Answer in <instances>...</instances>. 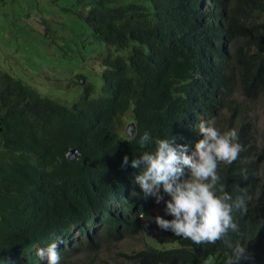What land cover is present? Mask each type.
<instances>
[{"label": "trees", "instance_id": "trees-1", "mask_svg": "<svg viewBox=\"0 0 264 264\" xmlns=\"http://www.w3.org/2000/svg\"><path fill=\"white\" fill-rule=\"evenodd\" d=\"M181 6L222 26L213 27L215 32L193 27ZM36 11L42 13L47 39L66 54L73 45L78 47V39L128 53L104 59L111 67L104 73L108 96L95 97L92 86L86 85L72 105L25 81L34 51L23 52L15 63L0 56V264H26L57 208L84 209L95 200L115 169V128L123 112L138 126L137 136L122 142L130 152L145 133L152 141L178 133L179 113L191 108L217 111L215 127L221 133L237 130L243 150L231 164L218 162L217 187L222 185L233 202L245 198L247 210L233 208L237 230H230L225 239L245 245L249 259L242 264H264V148L255 136V106L264 99V0H209L204 9L199 0H7L0 19L10 26L0 25V32L20 39L11 28L24 33L18 20L27 21ZM53 13H60V21L48 19ZM221 29L225 31L218 33ZM69 54L77 56L79 50ZM70 146L80 150L78 158H65ZM31 171L32 200L18 205L10 186L26 188ZM145 206L118 233L108 230L97 234L95 243L66 247L60 264H80L75 257L81 249L97 251L103 241L159 228L157 215L173 218L155 211L154 200ZM116 254L113 264H208L210 255L211 264H226L231 249L223 241L197 245L178 237L176 246L149 244Z\"/></svg>", "mask_w": 264, "mask_h": 264}, {"label": "clouds", "instance_id": "clouds-1", "mask_svg": "<svg viewBox=\"0 0 264 264\" xmlns=\"http://www.w3.org/2000/svg\"><path fill=\"white\" fill-rule=\"evenodd\" d=\"M0 1L5 4L7 0ZM208 3L209 0H199L203 9ZM181 10L193 27L215 32L213 27L222 26L221 23L208 20L188 6H181ZM224 31L221 29L218 33ZM46 36L47 31L45 39L48 40ZM76 42L78 47L73 45L70 50L78 49V55H85L83 50L88 47H102V58L97 62V67L102 68V71L98 73L94 65L85 66L87 72L79 71L77 82L81 86L78 87L80 90L74 92L75 98L70 102L58 99L67 105H72L78 100L86 85L92 86L93 96H108L110 87L104 73L111 67L104 59L107 55L128 53V49H116L104 43L92 45L86 39H78ZM69 51L66 54L63 50V56L73 57ZM84 61L85 57L82 63ZM97 74L102 79V93H98L94 84L87 80L89 76L95 77ZM213 80L219 85L215 71ZM68 86L71 88V83ZM216 113L217 111L206 112L199 108L183 110L179 113L182 127L178 133L167 135L165 139L154 138L153 141L150 135L145 133L135 141V147L128 152L122 148V142L134 139L138 134V126L128 112H123L122 120L115 128L117 162L113 173L100 185L95 200L86 208L61 206L55 210L48 230L33 243L26 264H60L61 252L66 247L73 249L77 247L76 244H80L78 242L95 243L93 238L108 230L118 233L125 227L128 219L143 211L138 212L144 202L146 208L153 200L156 202L154 210L160 204L165 213L173 217L165 219L157 215L154 218L160 231L172 234L166 235V239L171 238L175 242V235L177 236V243L171 246L178 244V237L190 239L197 245L223 241L231 249L226 264H242L249 259L244 244H233L225 239L230 230H237L232 215L233 208L242 212L247 209L245 198H237L233 202L232 196L222 185L217 187L220 180L217 167L218 162L231 164L243 149L238 143L237 130L231 129L221 133L215 127ZM80 155V150L74 146H70L64 153L67 160L76 159ZM34 178L31 171L26 188L15 189L10 186V196L18 201V205H27L32 200ZM165 194L170 199H165ZM118 241H103L101 246ZM160 244L162 248L171 247ZM99 250L81 249L75 261L82 264L79 258L82 251L88 258Z\"/></svg>", "mask_w": 264, "mask_h": 264}, {"label": "rangeland", "instance_id": "rangeland-1", "mask_svg": "<svg viewBox=\"0 0 264 264\" xmlns=\"http://www.w3.org/2000/svg\"><path fill=\"white\" fill-rule=\"evenodd\" d=\"M3 7L4 4L0 1V13L3 11ZM31 14L32 17L26 18L30 24H28L23 17L18 20L17 27L23 29L24 33H20L15 27L11 28L12 33L22 35L20 39L7 38L0 32V56L2 60L9 58L12 63H15L18 58H22L23 52L28 53L34 51L35 54L31 59V65L24 71L26 82L30 83L32 87L34 86L43 94H49L56 99L70 102L75 98L74 92L80 90L78 87L81 85L77 82V74L79 71L87 72L84 67L93 65L96 67L98 73L102 71V68L97 67V62L102 58L101 52L103 49L102 47H88V49L83 50L85 55L64 57L62 48H58L50 40L45 39L47 30L44 28L42 22V13L36 11ZM49 19L60 21L61 17L59 14L53 13L49 16ZM3 24L9 25L7 21L1 18L0 25L3 26ZM6 30L8 29L4 28L3 31ZM56 37L60 39L59 36ZM26 39L29 44H31V48L24 47V49H22L21 44L27 42ZM1 53H3V55H1ZM41 56H43V58ZM84 57L85 61L82 63ZM10 70L14 71V67L10 66ZM87 80L94 84L98 93H102L101 86L103 83L100 75L97 74L95 77L89 76ZM69 83H71V88L68 86ZM255 110L259 117L257 121L258 131L256 130L255 136L257 138V143L264 148L261 142L264 141V99L256 104ZM165 199H170V197L165 194ZM155 210L166 214L160 204L157 205ZM166 235L172 234L160 231V228H153L145 234L130 235L110 245L103 244L98 253H93L88 258L85 257L86 254L82 251L79 258H81L82 264H113L114 259L119 258L116 252L121 250L130 252L133 249L142 248L149 244L154 245L155 242L156 244L154 246L157 248H162L160 243L166 244L167 246L174 245L177 236L175 235L174 242L171 238L166 239ZM212 260L213 256L210 255L207 258V263L211 264Z\"/></svg>", "mask_w": 264, "mask_h": 264}]
</instances>
